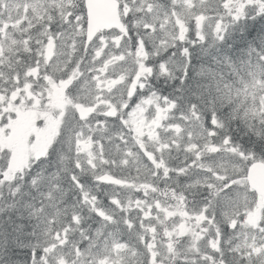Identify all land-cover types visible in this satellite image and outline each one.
<instances>
[{"label":"rangeland","instance_id":"1","mask_svg":"<svg viewBox=\"0 0 264 264\" xmlns=\"http://www.w3.org/2000/svg\"><path fill=\"white\" fill-rule=\"evenodd\" d=\"M80 2L0 0V149L9 148L12 155L11 168L5 178L14 177L25 170L29 159L37 160L49 152L57 139L66 143L68 148L75 145V151L79 154L73 168L60 160L62 170L72 174L65 176L66 181L61 182L63 187L58 179H53L52 174L51 181L47 183L51 193L57 196V199L54 197L57 201H52V220L46 223L43 218L47 215L44 214L37 224L44 236L43 241L48 245L46 252L49 253L40 264H73L74 259L81 264L90 263V248L80 249L74 240L66 235L58 236L53 231L54 228L65 229V224L74 220L72 214L75 213L72 210H59L62 208V200L59 198L65 200L70 209L81 197H88L92 207L96 206L106 212L104 224L94 233L93 238L101 244L93 258L96 263L107 258L106 264H123L124 260L127 262L132 258L122 248L129 246L123 241V230L120 227L122 220L123 226L128 228H132L135 223L140 225L138 218L148 221L150 225L151 220L155 221L159 215H166V210L173 209L174 217L178 220L174 233L178 230L181 236L191 235L190 239L184 243L185 246L173 248L169 247L172 244H168L165 250H157L160 245L156 240L148 242L146 250L149 264H162L157 263L156 256L159 253L163 259L173 254L178 259L175 264H184L186 261H194L196 264L195 255L199 253L202 254V264H211L212 259L203 252L212 251L221 241L231 240V236L227 230L223 234L220 228L209 226L214 223L213 218L216 216L228 217L232 214L234 249L243 254L246 264L255 261L264 264V216L260 199L246 182V161L242 159L247 156L231 148L223 149L208 144L204 130L192 123L189 113L183 114L186 119L178 118L176 103L161 98L148 87L143 90L147 95L135 96L130 102L126 96L125 76L133 72L130 68L134 64L139 63L127 56V40L116 32L100 34L85 48L86 19ZM124 4L127 10L144 8L136 11L144 12V18L135 22L137 25L142 24L143 28H152V33L139 39L142 57H146V50L150 57L157 51H164L174 43V38L183 40L190 27V19L195 20L197 32L209 28L212 34L218 35L225 32L229 21L237 22L247 15L259 14L264 9V0H124ZM62 20L64 25L57 27L55 24ZM34 22L61 32L46 37L38 49L47 63L58 64L61 78L57 82L52 81L51 93L44 106L41 103V90L37 86H34L35 91L32 88L36 80H43L40 66L32 68L19 79L20 74L16 73L15 68L16 59L8 56L9 53L14 56L16 45L20 48L28 47L29 32L37 28ZM135 33L140 35L141 30L135 29ZM149 39L157 43L156 49L146 45ZM36 56V53L32 54L29 60L32 62ZM79 59L88 66L87 74L70 69L69 64H75L73 61ZM121 73L124 76L119 78ZM44 80L50 82L49 78L44 77ZM250 80V85L243 83L247 88L245 97L248 96L254 105L252 114H257L259 109H264V95L258 94L260 90L264 92V81L256 80L254 76ZM81 87L91 92L99 106L102 107L105 101L110 102L116 110V117L98 115L84 122L78 121L75 112L71 113L69 107L73 109L74 99L81 100ZM214 93L219 98L217 91ZM51 107L55 109L54 112L48 110ZM66 110L68 115H64ZM169 116L175 122L165 127ZM139 124L150 131L164 130L160 133V141L164 140L160 148H172L178 146L181 139H187L184 157L173 164V175L163 179L165 193L172 190L173 200L152 197L156 181L162 180L158 170H165L170 160H158L144 152L138 141L131 144L130 151L121 146L124 140L120 131L129 126L132 136L139 137L144 134L137 132ZM10 131H17V136L10 137ZM114 157H121L123 163L120 160L110 162V158ZM151 158L157 162H150ZM122 164L125 166L123 172L132 175L133 184L138 190L141 189L142 195H136L133 186L126 189L127 194L106 190L108 203L112 206L102 209L100 201L91 197L98 186L91 185L89 179L95 183L94 179L99 174L106 173H100L101 170L113 168L119 171ZM203 191H207L202 194L204 200L194 201L192 195ZM122 200L125 202L119 203ZM120 204L124 208L118 212ZM241 214L243 220L239 221L237 216ZM205 222L207 224L203 226ZM206 234L212 236V239L206 240ZM4 246L7 248L5 242ZM138 251L144 250L138 248ZM182 253H185L184 259L180 257ZM50 258H53L52 263L47 262Z\"/></svg>","mask_w":264,"mask_h":264},{"label":"trees","instance_id":"2","mask_svg":"<svg viewBox=\"0 0 264 264\" xmlns=\"http://www.w3.org/2000/svg\"><path fill=\"white\" fill-rule=\"evenodd\" d=\"M198 48L189 57V61L197 63L193 72L186 76L182 83L177 81L175 86H168V92L174 94L178 100L185 102L186 105H191L192 102L201 103L206 110V114L210 116L207 119L210 125L213 118H217L221 122L227 119H235L236 116L226 105L228 101H224L226 100V95L223 98L222 93H220L218 98L214 93L216 91L214 89L216 82L214 75H208L206 79L203 78L201 71H199V63L203 62V54H206L205 61L208 57H220L219 70L225 72L228 66L226 60L236 62L239 58L245 59L251 51L264 49V11L258 16L246 17L237 22H232L225 30L222 38H214L211 35H207L206 41L200 43ZM214 61L213 58V67L216 70L217 65ZM205 65L206 70H208V65H211V63L207 61ZM227 99L231 104L236 105V101L229 93H227ZM232 126H234L233 132L236 138H239L240 135L246 137L247 125L244 122L237 120L234 123L230 122L228 126L223 125L224 128L229 130ZM220 129L222 130V126H220ZM252 147L259 149V141L257 140ZM2 156L6 158L7 162V153ZM29 185L31 191L34 192L43 184L40 181L36 183L29 181ZM25 196L24 194H9V191L0 193V264L28 263L29 255L27 249L34 240L36 224L30 219V213L28 220L27 214L24 213V208L27 205L30 209L46 207L50 201L44 200L43 197L38 195H31L29 200L24 202L21 199ZM4 242L7 248H5Z\"/></svg>","mask_w":264,"mask_h":264},{"label":"water","instance_id":"3","mask_svg":"<svg viewBox=\"0 0 264 264\" xmlns=\"http://www.w3.org/2000/svg\"><path fill=\"white\" fill-rule=\"evenodd\" d=\"M86 9L88 16L87 43H90L102 30L117 28L123 31L116 0H86ZM79 113L81 118L87 115L82 110H79ZM262 172L257 169L250 174L252 185L260 192L264 191V177L261 175Z\"/></svg>","mask_w":264,"mask_h":264},{"label":"bare ground","instance_id":"4","mask_svg":"<svg viewBox=\"0 0 264 264\" xmlns=\"http://www.w3.org/2000/svg\"><path fill=\"white\" fill-rule=\"evenodd\" d=\"M23 40V39H22ZM192 82V81H191ZM195 88V87H194ZM196 90V89H195ZM181 93V92H180ZM199 93H200V91H199ZM200 97V96H199ZM187 100V99H186Z\"/></svg>","mask_w":264,"mask_h":264}]
</instances>
